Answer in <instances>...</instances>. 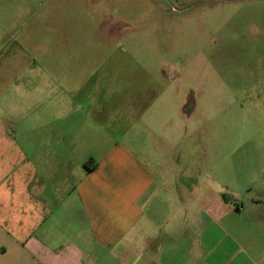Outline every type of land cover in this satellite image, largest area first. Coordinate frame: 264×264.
<instances>
[{
	"label": "rangeland",
	"instance_id": "obj_1",
	"mask_svg": "<svg viewBox=\"0 0 264 264\" xmlns=\"http://www.w3.org/2000/svg\"><path fill=\"white\" fill-rule=\"evenodd\" d=\"M61 88L185 181H264V0H0V112Z\"/></svg>",
	"mask_w": 264,
	"mask_h": 264
},
{
	"label": "crops",
	"instance_id": "obj_2",
	"mask_svg": "<svg viewBox=\"0 0 264 264\" xmlns=\"http://www.w3.org/2000/svg\"><path fill=\"white\" fill-rule=\"evenodd\" d=\"M60 91L0 112V264H264V181H185Z\"/></svg>",
	"mask_w": 264,
	"mask_h": 264
}]
</instances>
